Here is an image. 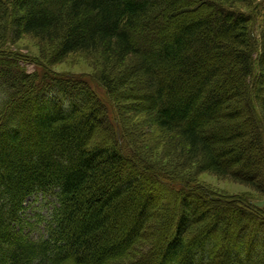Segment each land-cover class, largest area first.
Returning <instances> with one entry per match:
<instances>
[{
  "label": "trees",
  "instance_id": "16d2710c",
  "mask_svg": "<svg viewBox=\"0 0 264 264\" xmlns=\"http://www.w3.org/2000/svg\"><path fill=\"white\" fill-rule=\"evenodd\" d=\"M260 1L0 0V264H264L263 211L191 186L264 198ZM76 54L94 82L49 70ZM165 187L178 217L153 206Z\"/></svg>",
  "mask_w": 264,
  "mask_h": 264
},
{
  "label": "rangeland",
  "instance_id": "374dc122",
  "mask_svg": "<svg viewBox=\"0 0 264 264\" xmlns=\"http://www.w3.org/2000/svg\"><path fill=\"white\" fill-rule=\"evenodd\" d=\"M259 5L260 8L256 17V36L258 33H260L261 27L264 24V0L260 1ZM38 44L39 43L34 41L31 37L23 36L21 40L10 47L12 51L16 53V55L22 57V62L20 63L29 73L35 72V66L32 61H40V50ZM99 69V66H94L92 60L80 54L72 55L68 57L64 62L49 68L51 73L55 76L79 78V80L87 81L89 83L94 82ZM135 117L136 121H142L139 120L137 116ZM144 131L148 132L147 128L144 129ZM196 174L197 181H195L194 185L191 186L199 189L200 192L201 190H205V192H208V194H212L218 198H228L231 199V201L238 202L244 201V203L248 204L249 209L251 208L252 210H261L264 213V198H261L260 195L255 191L249 189L248 187H245L244 185L234 182L230 178H218L209 173L199 174L198 170H196ZM178 194L180 195V193ZM159 195L161 196L156 199L159 200V203L153 204V206H160L163 204L168 205V208L171 210L173 209L176 213V217H178V213L181 212L183 205L180 206L178 204L179 199L176 200L177 204H175L174 196L176 195L173 192L171 193V189L168 187L162 188ZM50 200L51 196H47L46 199L45 195L43 194H37L34 197L29 198L25 204L26 213L24 219L31 225L35 223L38 216H42L47 213V205L49 204ZM147 212L148 211L146 210L145 213ZM241 216L245 215L241 214ZM253 225L256 226L254 223ZM31 230L32 236L35 238L41 237L43 235L40 227H33ZM131 230V228H128L127 233L131 232ZM229 231L231 235L233 234V232H235L234 229H231ZM126 235L127 234H125V236Z\"/></svg>",
  "mask_w": 264,
  "mask_h": 264
}]
</instances>
